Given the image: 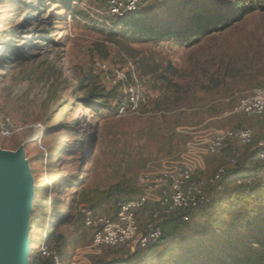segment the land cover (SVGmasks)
<instances>
[{"label": "rangeland", "instance_id": "rangeland-1", "mask_svg": "<svg viewBox=\"0 0 264 264\" xmlns=\"http://www.w3.org/2000/svg\"><path fill=\"white\" fill-rule=\"evenodd\" d=\"M254 1L256 7L229 27L182 44L168 39L111 40L96 30L114 20L104 0H0V114L19 125L43 122L48 127L43 139L47 152L26 143V130L10 138L0 135L2 149L25 145L36 180L30 264L42 245L46 249L48 236L52 244L61 245L60 264H104L125 257L131 261L126 264H188L187 258L220 264L230 260L223 240L243 243L238 232L249 238V230L242 227L228 233L234 217L245 209L242 200L230 195L262 182L264 160L259 164L253 154L264 147V120L224 115L254 88L264 86V0ZM119 69L142 94L139 108L120 116L118 83L111 77ZM93 87L107 95L110 104L99 114L81 101ZM247 126L255 131L252 144L226 141L222 155L208 153L210 137ZM233 149L239 152L237 161L254 158L255 165H261L255 173L260 179L249 178L255 170H243L234 172L236 182L218 185L222 166L237 170L238 163L230 161ZM181 166L194 169L191 180L200 182L203 190L191 206L156 221L163 228L172 226L171 219L181 214L176 232L149 248L93 245L94 229L85 223L87 207L98 217L115 218L120 199L146 192L143 175L161 182L171 194ZM262 193L253 199L259 210L250 227L264 225ZM161 195L160 190L150 192L139 217L142 230L160 206ZM212 205L220 207L215 224ZM185 244L194 252L184 254ZM180 254L183 257L175 260Z\"/></svg>", "mask_w": 264, "mask_h": 264}, {"label": "trees", "instance_id": "trees-1", "mask_svg": "<svg viewBox=\"0 0 264 264\" xmlns=\"http://www.w3.org/2000/svg\"><path fill=\"white\" fill-rule=\"evenodd\" d=\"M220 1L221 0H152L137 13L121 19L112 17L114 20L110 27L107 26L106 22H103L96 26V30L100 31L101 34L107 35L111 40H115V37H123L130 42H157L168 39L170 41L186 44L190 41H199L200 39L210 35L214 30L229 27L234 22L242 19L251 8L256 7V2L254 0H235V2H230L229 4L227 3V0ZM111 27H113V29ZM79 87L82 90L85 88V85L80 84ZM115 96H117V93H115ZM81 101L98 114L101 111L110 108L107 95L103 94L94 87L88 89L87 97L82 98ZM263 151L264 147L253 154V157H255L261 165H263L261 161L264 159L260 155ZM253 159L254 158H251L250 161H237V170L226 171V173L222 175V179L218 181V185H220L221 182H225L226 184L236 182L238 179L234 181L232 178L234 172L240 173L243 170H255L251 174H254L253 176H248L249 178L254 176L259 178V176L255 173H257V170L262 169V167L261 165H258L257 167ZM256 168L259 169L256 170ZM241 177L245 178L247 176L243 175ZM261 177V184L264 185V174H262ZM261 184L254 183L252 187L246 186L241 192H237L235 194L232 193L230 195V197H236L237 199L242 200V204L245 209L234 217L233 226L230 224V231L228 233L231 234L238 228L242 227L244 230H249V238L245 240L244 235H241V232H238V240L243 239V243L232 242V238L223 240L221 243L225 245L227 250L230 252V260L225 262L222 260L220 264H264V225L253 227L248 226L254 223L253 217L254 215L257 216V212L259 210L254 204L253 199L255 196L259 195L258 191H262V189L264 191V187H262ZM262 195L264 196V193H262ZM213 201H215V199ZM237 203L238 202L235 204ZM219 208L212 205L213 210L211 215L213 216L214 224L215 221H220V217L217 216ZM237 208L238 207H235V211H238ZM251 213L254 214L252 215ZM187 214L189 215V213ZM180 217L181 216L178 215L177 217L171 219L172 226L165 225L163 228L161 225V237L157 240V242L150 243L149 245L158 246L164 239L170 237L171 234L176 232L179 227L178 222L183 221ZM261 220L263 224L264 218H261ZM176 223L178 226H176ZM240 235L242 237H240ZM52 241L51 236H48L45 239V243L49 246L50 250L56 251L60 255L61 245L52 244ZM185 245L187 247L184 254L187 255L194 252L191 245ZM147 249H145V251ZM170 253V251L167 252V254ZM182 257V254H180L174 257V259L178 260ZM189 259L191 258H187L188 264H198L192 263V260ZM129 260V258L125 257L121 259L109 260L104 262V264H126L127 262H131ZM32 264H56V262L53 255H43L40 251H38V254L34 256Z\"/></svg>", "mask_w": 264, "mask_h": 264}, {"label": "built area", "instance_id": "built-area-1", "mask_svg": "<svg viewBox=\"0 0 264 264\" xmlns=\"http://www.w3.org/2000/svg\"><path fill=\"white\" fill-rule=\"evenodd\" d=\"M152 0H104L106 12L117 19H121L137 13L142 6ZM118 83L116 112L118 116L125 114L128 110L138 109L142 94L140 88L129 82L124 70L119 69L117 74L111 76ZM122 83V84H121ZM140 94V96H139ZM231 115H241L245 118H256L264 120V86L254 88L244 99L239 101L229 112H225V117ZM28 131L26 143L33 142L38 145L42 151L47 152L43 144V139L48 127L43 122L19 125L10 117L0 114V135L4 138H10L15 133ZM41 131L42 134H37ZM255 131L252 127H234L224 132L223 135L210 137L207 140L208 153L220 156L224 142L237 141L244 145H250L254 142ZM239 152L233 149L231 163H237ZM264 159V151L261 154ZM227 171L226 166H222L219 174L222 176ZM194 169L188 166L177 168V175L174 183L170 186L171 194L163 187V184L148 175H143L141 181L146 192L139 197L127 200L120 199L117 203V212L115 218H102L95 214L94 209L87 207L85 210V223L94 229L93 245L101 247L105 245H127L133 244L138 248H146L150 243L156 242L162 234L161 224L156 223L162 216H175L181 210L191 206L197 201L198 195L202 193V185L197 180H191ZM162 191L159 198L160 206L152 211L151 222L142 230L139 217L143 213L150 201V192ZM181 216V214H179ZM178 216V215H177ZM45 243V242H44ZM43 243V244H44ZM41 247L43 255H53L56 264H60L59 254L50 250L46 243ZM40 248V246H39ZM32 252V251H31Z\"/></svg>", "mask_w": 264, "mask_h": 264}, {"label": "water", "instance_id": "water-1", "mask_svg": "<svg viewBox=\"0 0 264 264\" xmlns=\"http://www.w3.org/2000/svg\"><path fill=\"white\" fill-rule=\"evenodd\" d=\"M35 184L25 145L0 148V264H30Z\"/></svg>", "mask_w": 264, "mask_h": 264}, {"label": "bare ground", "instance_id": "bare-ground-1", "mask_svg": "<svg viewBox=\"0 0 264 264\" xmlns=\"http://www.w3.org/2000/svg\"><path fill=\"white\" fill-rule=\"evenodd\" d=\"M5 47V46H4ZM0 49H3V46H0ZM4 50V49H3ZM0 54H2V53H0ZM37 134H42L43 135V133L41 132V131H39V132H37ZM34 249V245L32 246V250Z\"/></svg>", "mask_w": 264, "mask_h": 264}, {"label": "crops", "instance_id": "crops-1", "mask_svg": "<svg viewBox=\"0 0 264 264\" xmlns=\"http://www.w3.org/2000/svg\"><path fill=\"white\" fill-rule=\"evenodd\" d=\"M63 240H64V239H63ZM67 243H68V240L65 241V244H66V245H67Z\"/></svg>", "mask_w": 264, "mask_h": 264}, {"label": "clouds", "instance_id": "clouds-1", "mask_svg": "<svg viewBox=\"0 0 264 264\" xmlns=\"http://www.w3.org/2000/svg\"><path fill=\"white\" fill-rule=\"evenodd\" d=\"M32 251V250H31ZM32 253V252H31Z\"/></svg>", "mask_w": 264, "mask_h": 264}]
</instances>
